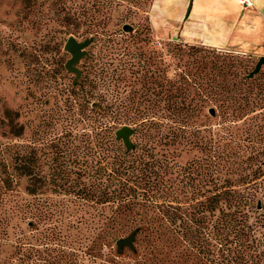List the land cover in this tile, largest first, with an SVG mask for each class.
I'll return each instance as SVG.
<instances>
[{
    "label": "trees",
    "instance_id": "16d2710c",
    "mask_svg": "<svg viewBox=\"0 0 264 264\" xmlns=\"http://www.w3.org/2000/svg\"><path fill=\"white\" fill-rule=\"evenodd\" d=\"M80 14L89 27L100 25L93 22L96 18L89 10ZM101 29L103 32L105 27ZM130 30L101 32L107 51L103 55L110 56L116 49L113 33ZM185 46H175L178 60L168 84L160 80L165 79L164 70L155 61L148 65L144 59L136 67L111 56L94 72L97 77L88 80L90 86H100L115 98L103 106L98 103L94 112L99 109L105 116L124 120V125L134 124L138 138L136 149L126 151L107 127L109 154L104 165L95 169L92 183L74 185L79 206L87 207L83 202L87 200L95 210L88 218L83 214L78 218L79 224L89 220L94 226L91 264H117L110 252L104 255L102 249H109L133 230L140 235L139 264H264V206L260 198L264 182L258 181L263 175V150L259 147L248 152L241 147L240 137L249 139L252 131L246 127L236 132L233 126L237 117L250 111L251 79L246 73L236 77L235 65L225 60L228 55L203 46H186L184 51ZM140 80L141 86L135 87ZM125 94L129 101H125ZM137 95L141 99L134 101ZM215 116L220 127L213 133L204 122ZM259 132L257 143L264 139ZM174 144L179 146L178 155L184 150L196 154L177 165L171 148ZM238 165H245V171L252 165L255 169L237 180ZM30 168L26 154L17 151L11 170L0 172V221L7 216L5 226L13 235L14 264H28L29 259V222L26 225L25 219L29 204L16 187L20 177L29 176ZM48 206L45 203L38 212L45 221L47 250L54 252L51 244L60 246L68 235L61 231L63 218ZM47 255L48 264H78L64 252Z\"/></svg>",
    "mask_w": 264,
    "mask_h": 264
},
{
    "label": "rangeland",
    "instance_id": "374dc122",
    "mask_svg": "<svg viewBox=\"0 0 264 264\" xmlns=\"http://www.w3.org/2000/svg\"><path fill=\"white\" fill-rule=\"evenodd\" d=\"M152 2L0 0V172L11 170L12 156L17 151L26 154L30 160L29 176L20 177L16 187L29 204V213L25 218L26 225L29 222L26 228L28 264H48L46 260L50 256L47 254L55 256L61 252L75 258L78 264H91L93 250L90 247V235L94 226L89 220L83 225L79 224L78 218L82 214L88 218L95 210L93 203L87 200L83 201L87 207L79 206L74 185L77 182L90 184L94 181L95 169L104 165L105 155L109 154V132L106 128L109 127L114 133L124 125V120L105 116L99 109L94 112L98 103L103 106L115 101V98L102 87L93 88L88 84L89 79L97 77H94V72L110 56L134 63L136 67L144 59H147L148 65L155 61L164 70L165 79L160 80L168 84L173 78L174 62L178 60L175 57L177 45L203 46L228 55L225 60L235 65L234 71L238 72L236 77L246 73L251 79L250 111L237 117L233 126L236 132L246 127L252 131L250 140H244L245 135L240 137L241 147H245L248 152L256 151L259 147L263 150V175L258 181L264 182V139L257 143V132L264 135V102L259 101L260 98L264 99V64L257 73L249 75L259 58L264 56V42L249 50H235L190 44L160 36L150 18ZM85 10H89L90 16L96 18L93 22L100 25L89 27L80 14ZM101 27H105L103 32ZM119 28L121 31L131 30L125 34H120V31L113 33L116 49L109 53L110 56L103 55L107 51L102 33H111ZM69 35H74L78 41L92 39L86 48L87 54L76 64L81 70L76 81L75 74L64 67L70 58V53L64 49ZM156 55L160 57L154 58ZM113 61L117 62L115 59ZM126 74L129 75V72ZM141 77L142 80L146 78L143 75ZM142 80L135 87H140ZM78 83V87H83L85 91L76 87ZM125 96V101H129L128 95ZM133 99L137 101L141 98L137 95ZM95 118L97 121H94ZM219 122L215 116L204 123L214 133L220 127ZM128 125L134 130L130 137L134 144L129 150L132 151L137 147L138 138L135 125ZM115 140L126 150L121 140L116 137ZM171 148L177 165L185 164L196 154L184 150L178 155L176 149L179 146L174 144ZM244 167L237 166V180L244 172L255 169L254 165L246 171ZM175 170L173 177L177 184L178 168ZM57 185L59 187H55ZM27 187L28 191L25 190ZM260 194L264 206V189H261ZM45 203H48L52 212L63 218L61 231L68 235L67 241L60 246L51 244L57 250L54 252L47 250L49 245L46 246L48 241L43 233L45 221L38 212ZM6 217L0 221V264H14L13 235L10 228L5 226ZM132 232H135L132 247L125 246L119 252L114 242L109 249L103 247L102 253L105 255L110 252L117 264H139L141 248L138 246V230L125 232L121 237H127Z\"/></svg>",
    "mask_w": 264,
    "mask_h": 264
},
{
    "label": "crops",
    "instance_id": "0c3cea01",
    "mask_svg": "<svg viewBox=\"0 0 264 264\" xmlns=\"http://www.w3.org/2000/svg\"><path fill=\"white\" fill-rule=\"evenodd\" d=\"M242 8L235 0H153L158 34L216 48L249 50L264 42V0Z\"/></svg>",
    "mask_w": 264,
    "mask_h": 264
},
{
    "label": "water",
    "instance_id": "95a60500",
    "mask_svg": "<svg viewBox=\"0 0 264 264\" xmlns=\"http://www.w3.org/2000/svg\"><path fill=\"white\" fill-rule=\"evenodd\" d=\"M91 42V38L78 41L74 35H69L64 43V49L70 53V58L67 59L64 67L67 71L75 74V81L81 75V70L76 66V64L87 54L86 48ZM262 64H264V56L259 58L255 68L252 72H250L249 75L252 76L257 73L260 70ZM133 132L134 130L128 125H123L115 131L116 139L122 141L127 151L134 147L133 142L130 140ZM134 235L135 232H132L127 237H121L116 240V246L119 252H121L125 246H133L132 242L134 240Z\"/></svg>",
    "mask_w": 264,
    "mask_h": 264
},
{
    "label": "built area",
    "instance_id": "2783aa9c",
    "mask_svg": "<svg viewBox=\"0 0 264 264\" xmlns=\"http://www.w3.org/2000/svg\"><path fill=\"white\" fill-rule=\"evenodd\" d=\"M238 5H240L242 8H249L252 6L251 0H235Z\"/></svg>",
    "mask_w": 264,
    "mask_h": 264
}]
</instances>
